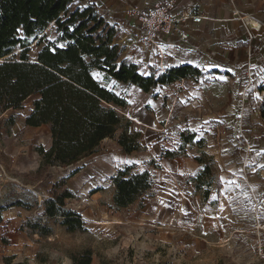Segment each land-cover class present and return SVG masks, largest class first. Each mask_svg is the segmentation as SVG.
Wrapping results in <instances>:
<instances>
[{
    "label": "rangeland",
    "instance_id": "rangeland-1",
    "mask_svg": "<svg viewBox=\"0 0 264 264\" xmlns=\"http://www.w3.org/2000/svg\"><path fill=\"white\" fill-rule=\"evenodd\" d=\"M72 1L73 7L80 5V0ZM56 39L54 23L28 38L26 47L34 49L27 48L28 60ZM114 42L121 59L136 64L144 76L152 71L158 75L175 61L166 59L162 48L160 53L143 49L131 37V46L117 37ZM21 51L17 45L5 59H18ZM205 67L200 77L148 93L93 70L101 86L126 102L123 108L103 105L113 107L122 124L129 123L130 133L139 134L138 149L126 154L106 139L95 153L67 168L41 167L36 149L51 146L45 127L17 126L33 98L16 110L0 111V207L16 200L39 207L27 211L10 206L2 213L0 264L6 257H14L13 263L73 264L71 255L86 249L91 250V264H259L246 238L254 225L264 227L262 97L239 90L223 62ZM186 136L193 140L187 143ZM164 151L176 156L162 157ZM132 165V173L149 172L151 188L131 206L116 209L111 179ZM205 165L209 171L203 174ZM61 181L64 186L57 192L66 188L73 194L65 207L76 211L85 231L67 233L60 218L50 219L46 223L52 235L41 238L26 222L38 217L53 185Z\"/></svg>",
    "mask_w": 264,
    "mask_h": 264
},
{
    "label": "trees",
    "instance_id": "trees-1",
    "mask_svg": "<svg viewBox=\"0 0 264 264\" xmlns=\"http://www.w3.org/2000/svg\"><path fill=\"white\" fill-rule=\"evenodd\" d=\"M51 23L56 28V41L41 47L35 61L28 60L26 40L42 33ZM116 36L114 23L100 15L94 4L73 7L72 0H0V111L16 110L27 99L36 97L24 124L33 128L49 127L50 148L47 151L42 147L36 149L42 158L41 167L74 166L95 153L105 139L114 140L126 154L137 151L139 134L130 133L129 123L122 124L115 109L103 105L123 108L126 102L101 86L93 78V70L102 72L106 80L131 84L144 93L203 74L192 65L177 64L158 75L152 71L144 76L136 64L121 59L120 49L114 42ZM17 45L22 49L18 59H5ZM259 92L263 94L260 117L264 120V82ZM13 123L14 119L10 118L8 125ZM118 130L121 133L117 136ZM185 140L189 143L193 136H186ZM174 156L175 152L162 153L165 158ZM208 165L203 174L209 171ZM133 168V165L127 166L111 179L112 202L116 209L131 206L151 188L149 172L132 173ZM197 180H194L195 188L200 190L201 183ZM64 183L53 185L50 197L40 206L38 217L26 222L33 234L50 237L52 229L46 221L58 218L67 233L85 231V223L76 211L65 207L66 200L73 194L66 188L57 192ZM34 199L37 202L36 197ZM10 206L27 211L39 208L27 206L21 200L2 206L0 227L2 213ZM70 258L73 264H91L92 253L86 249ZM13 261L14 257H6L4 264H27Z\"/></svg>",
    "mask_w": 264,
    "mask_h": 264
},
{
    "label": "crops",
    "instance_id": "crops-1",
    "mask_svg": "<svg viewBox=\"0 0 264 264\" xmlns=\"http://www.w3.org/2000/svg\"><path fill=\"white\" fill-rule=\"evenodd\" d=\"M79 3L83 6L94 4L100 15L115 23L117 40L132 45L128 39L133 23L125 13L139 6L141 0H80ZM174 9L199 15L203 22L189 29L186 41L176 37L159 38L166 59L175 60L169 62L170 66L188 64L202 69L206 65L208 69V66L223 62L233 74L232 82L239 90H253L263 96L259 87L264 82V0H174ZM35 99L33 97L28 112L17 122L18 128L25 126L24 119ZM41 127L49 132L47 125L28 128ZM48 134L50 136V132Z\"/></svg>",
    "mask_w": 264,
    "mask_h": 264
},
{
    "label": "built area",
    "instance_id": "built-area-1",
    "mask_svg": "<svg viewBox=\"0 0 264 264\" xmlns=\"http://www.w3.org/2000/svg\"><path fill=\"white\" fill-rule=\"evenodd\" d=\"M125 14L133 23L129 32L133 41L143 49L154 48L159 53V38L176 37L186 41L189 29L203 22L199 15L175 11L174 0H141L139 6L129 8ZM28 51L33 52V47L29 46ZM250 231L251 237L246 239L251 243V251L257 262L264 264V227L256 224Z\"/></svg>",
    "mask_w": 264,
    "mask_h": 264
}]
</instances>
